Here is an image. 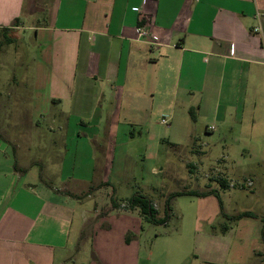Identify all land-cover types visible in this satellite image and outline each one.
<instances>
[{
    "label": "crops",
    "instance_id": "0c3cea01",
    "mask_svg": "<svg viewBox=\"0 0 264 264\" xmlns=\"http://www.w3.org/2000/svg\"><path fill=\"white\" fill-rule=\"evenodd\" d=\"M27 31L36 45V117L70 103L81 112L67 128L99 124L95 111L118 87L113 109L120 105L138 125L166 118L172 126L179 114L188 121L185 109L194 117L209 111L206 132L264 142V0H0L5 41ZM111 118L116 126L120 113ZM7 131L0 130V264H141L138 209L100 203L110 182L95 177L97 135L88 139L92 176L77 181L80 192L70 178L61 177L60 188L27 180L38 162L20 165L21 146ZM217 252L204 262L220 264Z\"/></svg>",
    "mask_w": 264,
    "mask_h": 264
},
{
    "label": "rangeland",
    "instance_id": "374dc122",
    "mask_svg": "<svg viewBox=\"0 0 264 264\" xmlns=\"http://www.w3.org/2000/svg\"><path fill=\"white\" fill-rule=\"evenodd\" d=\"M18 35L20 41L10 43L0 35V123H8L0 124V130H8L5 134L21 146L16 153L20 165L38 162L27 180L36 177L60 188V178H70L67 185L81 192L84 187L77 181L92 176L88 139L97 135L95 177L97 174L110 182L99 197L105 206L112 191L122 207L133 195H142L156 205L157 216L163 217L171 193L209 189L218 193V197L170 198L166 224L138 218L141 264H209L204 259L214 250L220 264H264L261 220L242 218L233 222L227 218L251 211L264 219V142L233 141L206 132L211 124L209 111L194 117L193 110L189 116L185 109L188 121L183 122L179 114L172 126L158 121L152 126L138 125L125 118L127 110L120 105L119 110L113 109L118 87L95 111L102 114L99 124L83 125L77 120V125L67 128V118L81 112L70 103L55 105L48 115L36 117L32 112L36 45L30 32ZM181 95L190 103L197 98ZM117 113L120 120L116 126H109L111 116ZM5 147L9 148L7 144ZM220 179L227 187L220 186ZM90 223L85 222V229Z\"/></svg>",
    "mask_w": 264,
    "mask_h": 264
},
{
    "label": "trees",
    "instance_id": "16d2710c",
    "mask_svg": "<svg viewBox=\"0 0 264 264\" xmlns=\"http://www.w3.org/2000/svg\"><path fill=\"white\" fill-rule=\"evenodd\" d=\"M16 165H15V167ZM104 186H108V183H103ZM221 187H227V184L225 183L224 185L220 183ZM114 195V191H112V196H111V201H112V205H114L115 207H118L119 205L117 204V202L114 200L113 198ZM183 195H192V196H200V197H206V196H210V195H214L216 197H218V193L216 190H212L209 189L205 192H197V191H192V192H176V193H171L170 195H168L167 198V202L165 205V214L163 217H158L157 216V211L154 209L152 202L146 198L143 197L142 195H133L127 203L126 208L129 209H133V208H137L140 216L147 220L148 222L154 223V224H166L169 218L168 212H169V206H168V202L170 198L176 197V196H183ZM228 220H232L233 222L242 219V218H251V219H260L261 222L263 223V228H264V219H261L257 214L251 212V211H243L240 212L238 214H236L235 216L232 217H227ZM227 228V227H226ZM261 238H262V242L264 243V231L262 229L261 231ZM126 241H129V237H126Z\"/></svg>",
    "mask_w": 264,
    "mask_h": 264
},
{
    "label": "built area",
    "instance_id": "2783aa9c",
    "mask_svg": "<svg viewBox=\"0 0 264 264\" xmlns=\"http://www.w3.org/2000/svg\"><path fill=\"white\" fill-rule=\"evenodd\" d=\"M148 34H149V30H148V28L146 26L145 27H139V29H138V35L140 37H145ZM160 123L163 124V125H167V126L169 125L168 119H166V118H162L160 120ZM250 185H251V183H248V186H250Z\"/></svg>",
    "mask_w": 264,
    "mask_h": 264
}]
</instances>
